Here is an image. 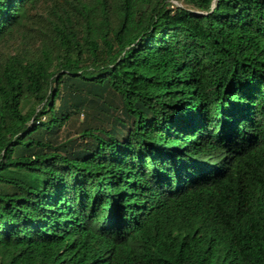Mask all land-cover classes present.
<instances>
[{
    "label": "trees",
    "instance_id": "1",
    "mask_svg": "<svg viewBox=\"0 0 264 264\" xmlns=\"http://www.w3.org/2000/svg\"><path fill=\"white\" fill-rule=\"evenodd\" d=\"M168 1L0 0V264H264V0Z\"/></svg>",
    "mask_w": 264,
    "mask_h": 264
},
{
    "label": "rangeland",
    "instance_id": "2",
    "mask_svg": "<svg viewBox=\"0 0 264 264\" xmlns=\"http://www.w3.org/2000/svg\"><path fill=\"white\" fill-rule=\"evenodd\" d=\"M169 6L175 8V7H181L183 5L181 0H169ZM44 9V8H41ZM30 40H25L23 41V39L19 38L17 41H15L14 43L9 44L6 48L5 51L3 52V55L7 56V55H12L14 53L19 52V50H22V45L23 43H29V44H23V45H27L29 46V50H34L35 48L38 47L36 41L37 39V35L36 33H32V35H30ZM62 105V101L60 100V98L58 100H56L54 102V109L57 110L60 106ZM78 118V120L75 122L73 121L71 124L69 123V121L67 122V124L64 126V128H61V130L58 133V138L56 139V141L61 142V143H69L71 141L77 140L78 135L76 134V127L78 126V124L81 123L82 121V117L76 116L74 117V119ZM79 139L76 141L78 143Z\"/></svg>",
    "mask_w": 264,
    "mask_h": 264
}]
</instances>
